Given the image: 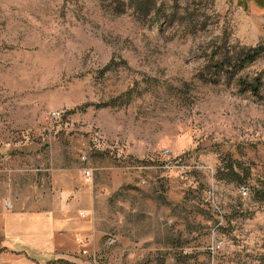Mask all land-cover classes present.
<instances>
[{"label": "rangeland", "instance_id": "374dc122", "mask_svg": "<svg viewBox=\"0 0 264 264\" xmlns=\"http://www.w3.org/2000/svg\"><path fill=\"white\" fill-rule=\"evenodd\" d=\"M154 2L0 0V145L80 181L50 264H264V0Z\"/></svg>", "mask_w": 264, "mask_h": 264}, {"label": "crops", "instance_id": "0c3cea01", "mask_svg": "<svg viewBox=\"0 0 264 264\" xmlns=\"http://www.w3.org/2000/svg\"><path fill=\"white\" fill-rule=\"evenodd\" d=\"M19 150L23 152L21 157ZM42 152L25 143L0 145V174L5 178H0V184L8 183L10 189L16 190L10 197L0 195V264H50L62 258L75 263L80 260L71 236L79 231L80 222L71 224L63 217V199L69 197L73 201L79 197L80 181L71 178L65 168L57 171L44 166ZM108 169L113 173L115 168ZM19 170L26 175L17 181L14 177ZM37 171L45 174L36 177ZM21 190H32L41 198L37 200L31 193L17 195ZM86 190L87 195H94ZM7 200L11 206L6 204Z\"/></svg>", "mask_w": 264, "mask_h": 264}, {"label": "trees", "instance_id": "16d2710c", "mask_svg": "<svg viewBox=\"0 0 264 264\" xmlns=\"http://www.w3.org/2000/svg\"><path fill=\"white\" fill-rule=\"evenodd\" d=\"M112 3L115 6L114 8L118 9L119 11H124L126 8L131 7L136 13V17L140 19L149 15L156 5L154 0H112ZM259 53V49H251L242 52V54L237 58L239 59V63L236 67H238V69L242 68L244 65H246V63L256 60V58L259 56ZM247 88L258 90L257 85H254L253 87L249 85Z\"/></svg>", "mask_w": 264, "mask_h": 264}, {"label": "built area", "instance_id": "2783aa9c", "mask_svg": "<svg viewBox=\"0 0 264 264\" xmlns=\"http://www.w3.org/2000/svg\"><path fill=\"white\" fill-rule=\"evenodd\" d=\"M167 154H165L166 156ZM93 167L89 164L87 165V167L84 168V173L88 176V177H91L92 173H93ZM113 239L110 238L108 242H112Z\"/></svg>", "mask_w": 264, "mask_h": 264}]
</instances>
